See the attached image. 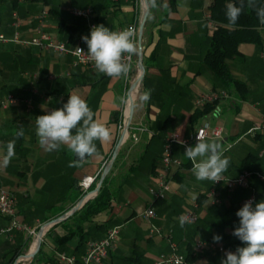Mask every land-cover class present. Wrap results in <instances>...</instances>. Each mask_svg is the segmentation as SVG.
I'll list each match as a JSON object with an SVG mask.
<instances>
[{
    "label": "crops",
    "instance_id": "0c3cea01",
    "mask_svg": "<svg viewBox=\"0 0 264 264\" xmlns=\"http://www.w3.org/2000/svg\"><path fill=\"white\" fill-rule=\"evenodd\" d=\"M165 2L167 8L163 7ZM15 3L4 12L7 17L0 24V33L11 36V22L16 13L21 20V37L35 35L38 26L35 15L46 8L48 14L42 30L70 47L81 45L88 49L82 37L90 38L94 26L103 24L116 31L137 20L139 54L132 55V73L138 70V63L142 69L141 89L134 96L131 117L134 125H141L144 131L138 134L136 143L127 141L121 147L104 174L109 177V206L90 222L83 223L80 234L70 235V216L97 194L101 177L86 191L79 182L97 172L113 147L123 77H109L99 73L95 66H74L69 53L0 43V187L14 193L17 218L28 226L59 219L42 235L43 242L33 254L40 248L38 263L33 264H59L60 251L82 258L86 243L102 237L111 226H119V234L102 264H152L159 254L169 252L170 242L188 257L190 264H221L228 251L235 253L238 247L246 246L233 235L240 226L236 215L241 209L239 202L252 190L253 205L264 200V181L251 177L249 187L236 186L230 191L220 185L217 204H211L207 196L211 181H198L186 166L171 169L169 190L163 197H152L148 187L156 181L164 138L174 133L178 140L188 139L204 122L222 128L221 138L205 140L220 143L223 155L229 159L223 176L236 177L243 169L264 173V153L259 154L264 149V129L248 132L264 119V58L260 56L264 28L260 29L259 42L238 44L239 56L226 60L229 73L245 83V92L240 96L227 89L203 61L214 28L210 19L211 0H156V7L151 0H143L141 8L135 5V0H16ZM71 8H89L91 13L86 19L73 15ZM142 8L146 14L142 15ZM210 92H225L226 96L194 119V111L205 106H196L195 99ZM146 93L149 99L144 101ZM71 94L81 96L92 109L94 120L111 131L110 141L103 144L95 141L97 154L86 158L79 167H69L76 157L66 146L47 152L36 136L35 118L63 108ZM8 96L14 102L2 104ZM21 129L25 135L17 138ZM10 141H15V156L4 165L5 146ZM197 142L193 140L190 146ZM171 152L182 162L187 160L183 146L177 141L171 144ZM94 190V196L76 205L83 194ZM147 207L154 210V217L144 215ZM186 211L194 212L198 219L181 227L179 218ZM6 223L7 219L0 217V227ZM152 227L158 228L160 234L154 233ZM217 235L222 237L219 242L213 239ZM19 237L24 240L28 236L16 232L11 241L0 237V262L11 255ZM63 237L65 241L57 239ZM199 240L212 241L214 247L197 248ZM60 242L65 244L59 248ZM28 250L26 243L15 260L25 258Z\"/></svg>",
    "mask_w": 264,
    "mask_h": 264
},
{
    "label": "clouds",
    "instance_id": "9594fccd",
    "mask_svg": "<svg viewBox=\"0 0 264 264\" xmlns=\"http://www.w3.org/2000/svg\"><path fill=\"white\" fill-rule=\"evenodd\" d=\"M151 3L153 7L157 6L156 0H151ZM163 7H168L166 2ZM245 7L255 10L260 24L264 25V6H258L257 0H240L239 6L229 3L226 17L230 25L237 23ZM82 39L88 45L87 53L99 73L112 78L128 76L130 65L125 58L139 54L135 32L132 29L113 31L101 24L91 29L90 38L85 35ZM79 50L84 52L83 49ZM142 99L147 101L149 94H144ZM35 123L36 136L41 148L53 152L58 151L63 145L76 157L70 162L69 167L82 166L86 158L96 155L95 141L103 144L111 139L110 129L94 120L92 109L76 94L70 95L63 108L35 118ZM24 135L23 129L16 133L17 138ZM197 141L194 147H186L184 154L192 162L195 178L198 181L209 180L214 183L222 180L230 161L223 155L221 144L215 141L208 142L199 134ZM5 147L3 163L8 165L15 156V141L8 142ZM236 215L240 218V226L234 230L233 235L246 246L238 247L235 253L228 251L221 264H264V200L255 205L251 200L247 201ZM191 222L187 216L179 218L181 227ZM213 239L219 242L222 237L217 235Z\"/></svg>",
    "mask_w": 264,
    "mask_h": 264
},
{
    "label": "built area",
    "instance_id": "2783aa9c",
    "mask_svg": "<svg viewBox=\"0 0 264 264\" xmlns=\"http://www.w3.org/2000/svg\"><path fill=\"white\" fill-rule=\"evenodd\" d=\"M135 5L140 8L143 6V0H135ZM142 5V6H141ZM70 12L79 17L89 18L90 9L89 8H71ZM48 10L42 8L36 15L35 19L38 22L36 27L37 33L28 38L21 37L19 26L21 20L16 13H13V19L11 26L13 27V33L11 36H5L3 33H0V43L13 42L21 45H34L43 49H51L56 52L69 53L73 56L72 64L74 66H94V61L88 55V49L83 48L81 45H75L73 47L68 46L65 42L51 37L49 34L42 30V23ZM146 14L144 8H142V15ZM125 29H132L135 32V39L137 36V20H134L130 24L117 29L116 31H122ZM83 49L84 52H81L79 49ZM260 56L264 58V46L260 51ZM126 62L130 65V72L126 78L123 77V91L120 106L118 109L117 121H116V137L113 144V147L110 153L103 159L97 172L93 176H84L79 184L84 191L88 190L91 183L97 178L101 177L112 165L113 159L117 155L121 147L127 142L132 141L136 143L139 139L138 134L144 131L141 125H134L131 117V106L135 94L141 89L142 84V69L138 63V70L133 74L132 73V64L133 57L126 56ZM225 92H210L206 94L199 95L194 104L196 106H204L209 103H214L219 100L220 97H225ZM6 102H14V98L8 96L3 100L2 104ZM259 129H264V119L259 123L254 124L248 129V132H254ZM201 135L204 138L211 137L213 139H219L222 135V128L220 126H211L208 122H204L194 134L188 139L178 140L176 134H169L163 140V146L160 156V167L156 175L155 184L148 187L149 194L154 198H161L169 190V176L171 174L172 168H181L182 161L181 159L174 157L171 152V144L175 141L180 143L184 150L186 147L190 146L193 140H197V135ZM181 141L183 143H181ZM264 153V149L260 151V155ZM190 161V160H189ZM192 162L190 161L189 169L192 170ZM255 177L259 180L264 181V173L257 170H242L236 177H227L223 176V179L215 182L211 181V187L208 190L207 196L211 204H217L220 202L219 197V186L223 185L227 191L232 190L236 186H245L249 187V179ZM97 190V189H96ZM96 190L88 191L82 195L81 200L76 205L79 206L85 200L91 198L96 194ZM252 201L254 203V193L253 190L251 193L240 200L239 205L242 208L247 201ZM144 215L147 218L154 217V210L151 207H147L144 210ZM181 216H187L191 219V223L197 221L198 217L192 211H186ZM0 217L7 219V223L0 227V237L11 241L16 232H23L28 237H34L35 235H40L39 240L41 241L42 235L47 231L48 224L47 222L40 224L36 227L28 226L17 218V209H16V196L13 192L6 190L0 187ZM154 233L160 234L158 228L152 227L151 229ZM119 234V226H111L107 228L103 236L99 239L89 240L86 243L85 253L81 258V264H102L103 260L107 258L108 252L113 249L116 239ZM170 250L168 253L159 254L153 261L152 264H190L184 254L178 252L174 243H169ZM197 248H211L214 247L212 241H197ZM222 247H219L221 250ZM57 259L59 264H79L75 256L67 254L63 251L57 253ZM20 262H16L18 264Z\"/></svg>",
    "mask_w": 264,
    "mask_h": 264
},
{
    "label": "trees",
    "instance_id": "16d2710c",
    "mask_svg": "<svg viewBox=\"0 0 264 264\" xmlns=\"http://www.w3.org/2000/svg\"><path fill=\"white\" fill-rule=\"evenodd\" d=\"M229 3L239 6L240 0H211L210 19L214 22V28L210 37L209 45L205 50L203 61L227 89H230L236 94L242 96L246 89L245 83L242 80L233 77L229 73L226 60L239 56V52L237 50L238 44L243 42H259L260 29L264 28V25L260 24L255 10H250L247 7H245L244 12L240 16L237 23L235 25H230L226 17L227 5ZM257 5L264 6V0H257ZM212 107V103H209L200 110L196 109L192 115L193 118L195 119L203 115ZM117 115L118 113L116 116ZM182 166L189 168L190 161L187 159L185 162H182ZM110 196L111 190L109 186V177L108 175H105L100 181L97 194L92 199L84 202L83 205L70 216L72 222L68 228L69 234H80L82 232L83 223L90 222L94 215L105 210L109 206ZM99 226L104 227L103 224ZM28 238L29 237H26V239L23 240V238L19 237L17 239L19 244L11 250V255L8 256L5 262H0V264H12L15 258L19 255L22 246L27 243ZM57 239L65 241L64 237ZM42 242L43 240H41V243ZM63 244L65 243H61L58 247L60 248ZM39 253L40 248L28 264H33V261L38 263L37 254ZM22 257L23 254L18 259ZM185 258L186 260L188 259V257ZM76 259L78 263L81 264V258L77 257Z\"/></svg>",
    "mask_w": 264,
    "mask_h": 264
},
{
    "label": "rangeland",
    "instance_id": "374dc122",
    "mask_svg": "<svg viewBox=\"0 0 264 264\" xmlns=\"http://www.w3.org/2000/svg\"><path fill=\"white\" fill-rule=\"evenodd\" d=\"M12 1L14 2V3H12ZM15 1L16 0H0V24H2L3 23V21H5V19H6V13L4 14V12L6 11V9H10L11 10V8L14 6V5H17L16 3H15ZM23 2H25V0H23ZM20 4H22V3H20ZM19 6V5H18ZM18 6H16V7H18ZM32 236L31 237H29L28 239H27V244H28V249L30 248V246H29V244H30V242H31V240H32ZM28 261V260H27ZM27 261H21L20 263H18V264H26L27 263Z\"/></svg>",
    "mask_w": 264,
    "mask_h": 264
},
{
    "label": "bare ground",
    "instance_id": "6f19581e",
    "mask_svg": "<svg viewBox=\"0 0 264 264\" xmlns=\"http://www.w3.org/2000/svg\"><path fill=\"white\" fill-rule=\"evenodd\" d=\"M39 238H40V235H35L31 242H30V248L28 250V253L25 255V258L19 260L18 262H21V261H26V260H29L30 259V254L34 251V249L36 248L37 244H38V241H39Z\"/></svg>",
    "mask_w": 264,
    "mask_h": 264
},
{
    "label": "water",
    "instance_id": "95a60500",
    "mask_svg": "<svg viewBox=\"0 0 264 264\" xmlns=\"http://www.w3.org/2000/svg\"><path fill=\"white\" fill-rule=\"evenodd\" d=\"M103 176H104V175L101 176V178H100V180H99V182H98L97 188H98V186H99V184H100V181H101V179L103 178ZM97 188H96V189H97ZM57 220H59V219H56V220H52V221H50V222H47V224H48V228H49L50 225H52V224H53L55 221H57ZM39 243H40V240L38 241V245H39ZM38 245H37V247H38ZM35 251H36V249L30 254V259L32 258V256H33V254L35 253ZM16 262H17V260H15L12 264H16Z\"/></svg>",
    "mask_w": 264,
    "mask_h": 264
}]
</instances>
